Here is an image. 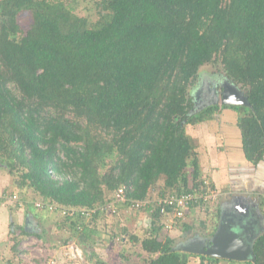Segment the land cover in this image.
<instances>
[{
    "label": "trees",
    "instance_id": "16d2710c",
    "mask_svg": "<svg viewBox=\"0 0 264 264\" xmlns=\"http://www.w3.org/2000/svg\"><path fill=\"white\" fill-rule=\"evenodd\" d=\"M78 3L0 0V168L20 191L74 209L60 228L70 223L86 243L95 229L79 220L108 212L103 205L123 185L129 203L155 187L180 194L190 190L192 168L200 187L186 126L220 108L238 112L246 159L264 161V0H95L94 22L75 12ZM25 12L32 17L26 30ZM219 61L249 105L195 110L190 89L199 70ZM149 214L148 234L131 236L148 254L145 263L189 264L193 254L175 249L159 211ZM252 249L246 264H264V232ZM193 256L198 264L221 260Z\"/></svg>",
    "mask_w": 264,
    "mask_h": 264
},
{
    "label": "rangeland",
    "instance_id": "374dc122",
    "mask_svg": "<svg viewBox=\"0 0 264 264\" xmlns=\"http://www.w3.org/2000/svg\"><path fill=\"white\" fill-rule=\"evenodd\" d=\"M75 12L79 15L89 17L92 22L96 21L99 17L95 6V0H79ZM31 18L32 17L28 12H25L20 16V24L25 30L29 27L32 21ZM226 90L228 92H238V89L234 88V86L223 75L222 64L221 61H219L217 63L206 64L200 68L198 82L190 89V94L193 96L194 100H199L196 104L197 106L202 101H204L202 104H207V102L208 104H211L212 102H215L221 105L223 104V93ZM240 92L242 93V90H240ZM203 95H205V99H200ZM224 119V122L228 123L226 126L221 122V120ZM236 119V114H232L228 119V114L222 113L198 122L197 124H188L186 126V132L192 138L195 146V152L197 153V159L199 160L200 175H202L201 177H205L208 181H211L208 178L209 169H207L208 167L206 168L205 165L209 163L213 168V164L208 160L212 157L210 153H212V149L215 145L221 147L223 144V138L226 139V136L229 133V131L225 129L227 127L230 128V125L236 126ZM223 146L226 147L227 143L223 144L222 147ZM213 154H215V158L219 159L220 153L218 151ZM259 165L257 170L252 169L256 171L254 173L256 176L254 178L255 182H257L259 178L264 177V163L261 165V169ZM202 167L204 169H201ZM215 170H220L219 173L211 172L212 176H215V179L218 177V180H221L222 182L231 179L232 174L229 171L231 169H229L227 165H222ZM237 170L242 171L241 169ZM192 171V168L188 170V177L191 184L194 182ZM257 173H260V175ZM15 178L18 177L15 176ZM15 190L18 191H15L18 198L16 197L15 199L17 200L14 202H21L24 200L27 203L28 200L33 201L34 206H31L30 209L28 207L26 208L29 209L30 214H34L35 212L34 215L36 219L31 214L33 216L31 219L34 221L29 223V228L27 227L29 230L31 229L33 233L26 235L23 238L20 237L17 242L13 237H9L8 242H10V245L12 247L15 245L17 252L19 251L14 259V264H51L52 260L54 261L52 264H146L144 257L148 254L141 249V243H135L131 240V236L137 235L138 237L144 238L148 234L152 220L149 213L134 211L128 207H122L123 205L119 204L118 208L113 207L114 209H118V214L113 213L110 209L108 212H106V210L102 212L96 221H91L89 218H82L79 220L81 224L80 227H94L95 234L92 235L86 243L80 244L77 238L80 237L79 234L81 233V230H75L70 223L63 224L64 226L62 228L59 227L60 222L62 223L65 221V214L60 211L58 206L53 205L49 209L44 208L48 211L47 213H45L46 211L37 212L35 203L39 201L38 199H40V196L34 194L31 189L20 191L15 188ZM158 190L159 188L155 187L151 194L154 196L159 195L157 193ZM216 191L218 190L216 189ZM21 193L22 195L24 193L25 197H23ZM218 196L223 200L224 193L219 190ZM260 197L262 199V201H260L264 203V196L260 195ZM112 198L113 196L111 199ZM109 199L110 196L106 201L107 203H109ZM230 201L233 200H228L224 206H227V208L230 207L232 204H230ZM219 205H221L220 202L217 205L214 203L212 206L207 207L205 210L202 209L199 212L194 210L191 215L188 216L186 221L193 225L195 235L205 236L208 241H211V238L217 231L213 230V225L216 224L217 220L212 216L214 211L219 208ZM227 208L225 213L228 214L229 211H227ZM209 209L211 211H209ZM38 210H43V208H38ZM30 214H27V217H30ZM231 214L235 217H239L243 213L239 212V214H237L234 212ZM243 217H247V219L251 218L249 215ZM38 220L43 222L41 226L39 225ZM81 221H83V223ZM203 221H206L205 226L202 224ZM124 229L126 231H124ZM175 230H177V228L173 231ZM182 230L183 229L180 231ZM37 233L41 236H37ZM176 233L177 234L174 238V243L176 245L175 249L189 252L187 247L191 246L192 242H195L194 237L191 235V237H193L191 239L194 241L190 242L189 235L183 236L179 231ZM15 234L19 235L20 231L17 230ZM165 234H167V232L163 231L162 236ZM255 238H252V242ZM71 240L81 246L83 261H77L65 254V249L62 245ZM192 254L196 255L198 253L193 252ZM193 255L190 256L189 264H198V258Z\"/></svg>",
    "mask_w": 264,
    "mask_h": 264
},
{
    "label": "crops",
    "instance_id": "0c3cea01",
    "mask_svg": "<svg viewBox=\"0 0 264 264\" xmlns=\"http://www.w3.org/2000/svg\"><path fill=\"white\" fill-rule=\"evenodd\" d=\"M223 109L224 108H220L218 112L215 113V116L217 114H222V113L228 114V119H229V116H231L232 114H236V117L238 119L237 111L228 108H225L224 110ZM237 119H236V126L230 125V128L227 127L225 129L229 131L228 135L226 136L227 138L226 139L223 138V144L227 143V146L222 147L223 145L222 144L221 147H218L217 145H215V147H213L212 149V153H210L212 157L211 158L208 157L209 159L207 158L213 164V168L212 166L209 165V163L205 165V167L206 168L208 167L207 169H209L208 178L211 180L212 185L216 187L218 191L220 190V192L222 191L224 193L223 200L219 198L217 200L218 202L216 203V205L219 204V202L221 204L219 205L220 216L217 218V225L222 214H224L225 217H227L228 215V218H232L234 220H240L241 221L240 224L244 227V230L248 229L247 230L248 233H245V236L248 235L252 238H255L260 233L264 232V203L261 202L262 199L260 197V195H263L264 193V177L259 178L258 181L255 182L254 178L256 176L254 175V173L256 171L252 169L257 170L258 166L251 164L244 155L242 149L241 131L237 125ZM224 121L225 119L221 120V122L225 126L228 125V123ZM217 151L220 153L219 159L215 158V154H213L216 153ZM263 163L259 165L260 169ZM222 165H227V167L231 169L229 171L232 174L231 179H228V177L226 176L228 181L225 182L218 180V177L215 179L214 178L215 176L213 177L211 174V172L219 173L220 170L217 171L215 169H218ZM201 169L204 168L202 167ZM237 169H241L242 171ZM257 174L260 175V173ZM12 182H13L12 177L8 173L7 169L0 168V197L4 194V192H9V194L18 192L15 190V188L17 190L18 188L12 185L13 184ZM38 200L39 201L35 203L36 211L37 212L46 211L44 208L43 210H38V208L42 209V207H37V204L40 205L39 203H41L48 205L49 203H43L42 201H40V199ZM228 200H233V201H230V204L231 203L232 204L230 207L227 208V206L224 205L226 202H228ZM17 202L14 203L0 202V264H14V259L19 253V251L17 252V248L15 247V245H13L12 247L10 245V242H8L9 237H13L14 240H16L17 242L20 237L23 238L26 235L33 233L31 229L30 230L28 229L29 223H32L34 221L31 218L33 216L35 218L34 215L35 212L34 214L31 213L33 216L29 212L31 206H34L33 201L28 200L27 203L24 200L21 202L19 201ZM26 207H28L29 209H27ZM226 208L228 209L227 211H229L228 214L225 213ZM209 211L211 210L209 209ZM47 212L48 211H46L45 213ZM234 212L237 214H239V212H242L243 214H241L242 216L240 215L239 217H235L231 214ZM27 214H30L31 216L27 217ZM245 215H249L251 218L247 219V217H243ZM38 223L40 226L43 224V222H41L40 220H38ZM60 225L61 223L59 224V227H61ZM20 227L23 230L27 231L28 234L22 233ZM181 229L182 228H177V230L171 231L170 232L171 236L175 238L177 234L176 232L179 231L182 233L183 236L189 235L190 242L194 241L193 239H191L193 237L195 241H200V242L203 241L204 243L210 242L206 239L205 236L195 235L193 228L189 230L180 231ZM17 230L20 231L19 235L15 234ZM39 235L40 234H38L37 236ZM191 235L193 237H191ZM79 247L81 248L80 245ZM248 260H251V257ZM246 262L247 260L236 261L230 259H221L219 260L218 264H246Z\"/></svg>",
    "mask_w": 264,
    "mask_h": 264
},
{
    "label": "built area",
    "instance_id": "2783aa9c",
    "mask_svg": "<svg viewBox=\"0 0 264 264\" xmlns=\"http://www.w3.org/2000/svg\"><path fill=\"white\" fill-rule=\"evenodd\" d=\"M202 185L200 187H194V184L190 185V190L187 192H181L180 194L171 193L168 195H159L154 196L150 194L145 199H131L129 203V198L127 197L128 188L126 186H120L113 194L112 201L106 203L104 207L110 208L114 213L118 214V209H114L113 207L118 208L119 204H127V207L134 211H143L146 213H152L156 210L159 211L161 215V222L166 231H173L178 228L181 223L186 222V219L189 215L195 210L199 212L200 210H205L207 207L212 206V204L217 203L219 196L218 191H216L215 187L212 185L211 181L205 179V177H201ZM264 196V194H263ZM18 198L17 193H4L0 197V202H14ZM37 207H42L43 204L39 203ZM54 204L46 205V208H51ZM50 206V207H48ZM44 208V207H42ZM59 208V207H58ZM65 215L74 214V209L63 207L60 208ZM82 213L89 215V211L82 208L79 209ZM94 211V210H93ZM76 212V210H75ZM151 215V214H150ZM65 249V254L77 261H83V253L81 248L75 241H68L67 243L62 245ZM54 261H51V264ZM81 264V263H76Z\"/></svg>",
    "mask_w": 264,
    "mask_h": 264
},
{
    "label": "water",
    "instance_id": "95a60500",
    "mask_svg": "<svg viewBox=\"0 0 264 264\" xmlns=\"http://www.w3.org/2000/svg\"><path fill=\"white\" fill-rule=\"evenodd\" d=\"M233 86L238 89V92L235 94L226 90L223 93L222 103L225 105H249L247 96L241 93L237 86ZM240 223V220H234L228 218V215L225 217L222 214L218 221L217 231L211 241L205 243L203 241L192 242L187 250L221 259L242 261L251 257V260H254L252 237L245 236L248 229L244 230Z\"/></svg>",
    "mask_w": 264,
    "mask_h": 264
},
{
    "label": "flooded vegetation",
    "instance_id": "af4514ba",
    "mask_svg": "<svg viewBox=\"0 0 264 264\" xmlns=\"http://www.w3.org/2000/svg\"><path fill=\"white\" fill-rule=\"evenodd\" d=\"M200 99H205V95H203V96H201V98ZM199 102V100L198 101H196V100H194V103H195V110L196 109H203V108H205V107H208L210 104H208V102H207V104L205 103V104H202L204 101H202L201 103H199V105L197 106L196 104Z\"/></svg>",
    "mask_w": 264,
    "mask_h": 264
},
{
    "label": "clouds",
    "instance_id": "9594fccd",
    "mask_svg": "<svg viewBox=\"0 0 264 264\" xmlns=\"http://www.w3.org/2000/svg\"><path fill=\"white\" fill-rule=\"evenodd\" d=\"M59 208H61V207H59Z\"/></svg>",
    "mask_w": 264,
    "mask_h": 264
}]
</instances>
